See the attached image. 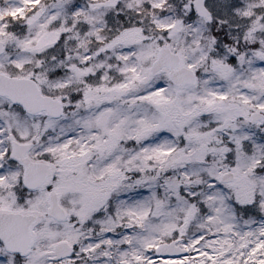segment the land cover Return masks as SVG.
<instances>
[{
  "label": "snow or ice",
  "instance_id": "1",
  "mask_svg": "<svg viewBox=\"0 0 264 264\" xmlns=\"http://www.w3.org/2000/svg\"><path fill=\"white\" fill-rule=\"evenodd\" d=\"M0 264H264V0H0Z\"/></svg>",
  "mask_w": 264,
  "mask_h": 264
}]
</instances>
